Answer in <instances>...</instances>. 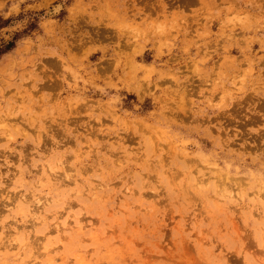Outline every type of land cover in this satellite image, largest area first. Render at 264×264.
I'll list each match as a JSON object with an SVG mask.
<instances>
[{"label":"rangeland","instance_id":"1","mask_svg":"<svg viewBox=\"0 0 264 264\" xmlns=\"http://www.w3.org/2000/svg\"><path fill=\"white\" fill-rule=\"evenodd\" d=\"M0 264H264V0H0Z\"/></svg>","mask_w":264,"mask_h":264},{"label":"trees","instance_id":"2","mask_svg":"<svg viewBox=\"0 0 264 264\" xmlns=\"http://www.w3.org/2000/svg\"><path fill=\"white\" fill-rule=\"evenodd\" d=\"M15 42H16V38H15V41H11L8 44H5L0 52L1 53L9 52L10 50H12L15 47Z\"/></svg>","mask_w":264,"mask_h":264}]
</instances>
